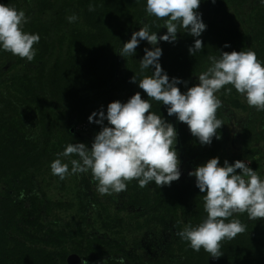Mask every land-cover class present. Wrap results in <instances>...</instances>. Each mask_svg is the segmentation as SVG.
<instances>
[{
	"label": "rangeland",
	"instance_id": "1",
	"mask_svg": "<svg viewBox=\"0 0 264 264\" xmlns=\"http://www.w3.org/2000/svg\"><path fill=\"white\" fill-rule=\"evenodd\" d=\"M11 1L10 6L22 9L28 17V22L24 25L26 31L34 33L32 28L27 26L31 22H40L46 27L52 24L54 29L41 37L48 44L45 59H40L37 55L38 52L43 51L40 40L38 44L34 45L37 51L31 62L3 51L4 53L0 57V90L16 92L15 88L13 89L10 85L11 78L23 75L28 77L27 83L33 84V91L35 90L38 94L45 92L48 95L49 82H51L48 71L51 66L58 60L68 59L71 54H85L87 48L90 47L86 40L79 39L75 43L70 41L72 32L88 31L89 29L84 13L81 11L82 8L80 9L78 6L79 0ZM131 9L130 12L133 13L136 7ZM253 10L258 12L262 10L264 13V4H261L260 0H251L239 5L230 4L225 12H221L216 17L211 16L210 20L214 25L237 27L248 32L247 38L243 42H238V48L245 51L251 49L256 53L257 59L264 61V29L260 28L261 25L256 27L258 23L251 19ZM73 13L77 15L78 20L69 23L67 17ZM145 20L144 16L137 25H143ZM139 28L140 26L130 28L120 42L114 41L107 49L111 60L114 61V64L108 65L112 68L115 67V80L107 86L108 93L101 94L104 87L79 94L78 99L89 103L87 108L91 111L90 114L100 109L101 106L105 111L107 110L106 104H109V100L105 98L116 92L109 87L125 70L127 61L139 63L143 57L136 52L127 58L117 53L120 46L127 42L132 33L138 31ZM33 29L38 30L36 25L33 26ZM188 45H191L190 41ZM146 47L151 48L152 45L146 44ZM213 55L219 56L220 53L215 52ZM208 64L209 61L206 59L201 69L192 73L190 79L193 84L198 83V74L205 70ZM41 68L45 69L47 77L41 76ZM216 95L222 100V106L217 110L216 115L224 124L220 129H217L220 139L214 137L211 144L200 145L197 138L190 133L186 123L177 121L175 115L170 117L169 121L174 124L178 132L177 148L182 174L170 186L157 187L151 183L144 187L143 189L150 194L152 199L155 197V190L160 191L157 202L147 207L136 205L129 199L130 193L134 192L131 185L137 182L135 179L127 182L126 191L101 196L89 173L70 174L63 180L52 175L50 163L57 158V153L62 152L69 143L84 142L91 147L95 134L102 127L94 122H89L90 114L84 119L78 117L80 111L78 113H74V111L72 117H68L69 114L64 109L65 107L62 104H57V116H63V120L60 121L57 118L55 121L53 119L54 126L51 132L56 137H53L52 141L55 143L50 147L55 154L54 159L44 162V165L37 169L30 168V175L25 187L16 196L17 200L20 199V202L28 208L21 214V219L17 220L18 230L11 231L12 237H17L30 247L38 246L45 250V258L51 251L56 264H64L60 260V248L48 243H31V234H39L40 232L37 230L43 231L44 229H62L67 232L63 242L68 252L67 264H70L68 259L72 254L77 256L73 264H82V260H86L87 264H96L97 260L101 258L115 260L118 264L119 257H124L126 264H153L157 258L167 260L174 258L175 253H178L177 247L173 243V239L177 236L176 232L187 224L196 226L207 215L200 207L199 211L195 203L198 197L195 196L185 208L177 210L176 213L171 211L170 200L167 199L168 193L172 194L177 190L176 188L183 186L199 191L195 184V177L189 176V171L205 163L208 159L218 156L221 164L225 159L229 163H234L237 159L244 160L264 178V111H257L248 106L244 97L235 89L231 93H227L222 88ZM120 101L122 102V100ZM63 111L65 113H62ZM25 122L29 127L27 131L31 135L38 134L40 137H45L44 128H36L35 122ZM64 159L67 160V158ZM10 182L11 180L9 182L2 180L0 190L16 191V188L12 187L14 183L10 184ZM140 189L138 190L142 192ZM21 193L24 194L22 199L20 198ZM35 193L44 199L43 203H33L31 195ZM199 202H203V198H199ZM197 217L200 219L199 221H197ZM233 218L246 224V230L242 234L254 237V241L260 247V253L253 255L249 264H264V218H259L256 221L248 220L246 213L236 214ZM13 256L15 257L16 254Z\"/></svg>",
	"mask_w": 264,
	"mask_h": 264
},
{
	"label": "clouds",
	"instance_id": "2",
	"mask_svg": "<svg viewBox=\"0 0 264 264\" xmlns=\"http://www.w3.org/2000/svg\"><path fill=\"white\" fill-rule=\"evenodd\" d=\"M200 3L201 0H146V13L161 20L160 27H166L167 31L158 36L145 24L132 33L117 53L127 58L133 56L141 41L153 45L144 49L139 60L140 73L135 72L130 82L138 83L148 98L165 105L168 116L175 115L177 121L186 123L200 145H208L214 137L220 139L217 129L224 124L216 115L222 106L216 94L222 88L227 93L235 89L248 106L264 111V61L257 59L251 49L221 51L219 56L208 57L209 64L198 74V83L193 86L187 87L188 81L180 77L170 78L160 63L159 42H175L178 33L186 32L196 37L189 46V54L195 56L202 50L204 43L199 37L207 25L198 11ZM260 3L264 4V0ZM89 10H93L92 5ZM67 20L74 23L78 17L73 13ZM27 22L22 9L0 3V51L31 62L40 36L24 29ZM229 46L228 42L224 45ZM149 68L151 75H141ZM182 83L186 91L179 87ZM151 107L149 99L142 98L138 91L126 102H110L106 111L103 106L93 111L89 122L102 127L91 147L84 142L67 144L50 163L52 175L63 180L70 174L89 173L101 196L126 191L127 182L133 179L140 188L151 183L157 187L170 186L182 174L178 132L172 122L150 111ZM188 175L195 177L196 187L204 194L203 208L207 215L196 226L185 225L176 235L193 251L203 249L210 257L218 258L222 255L221 242L230 241L246 230V224L233 218L236 214L246 213L248 220L264 218V178L244 160L229 163L225 159L221 164L218 156ZM23 195L20 194L21 199ZM82 264L87 261L82 260ZM118 264H126L125 258L119 257Z\"/></svg>",
	"mask_w": 264,
	"mask_h": 264
},
{
	"label": "trees",
	"instance_id": "3",
	"mask_svg": "<svg viewBox=\"0 0 264 264\" xmlns=\"http://www.w3.org/2000/svg\"><path fill=\"white\" fill-rule=\"evenodd\" d=\"M247 1L251 0H215L214 3L213 0H201L198 11L202 14V19L207 25L205 31L199 37L204 43L203 49L198 51L195 56L190 55L188 42L190 41L192 45L196 37L190 36L186 32L178 33V39L175 42L169 43L162 40L159 42V46L162 48V55L159 58L160 63L169 77H180L182 80L188 81L187 87H191L194 85L190 79L192 73L199 71L210 55L221 51L242 50L238 48V42H243L247 38L248 32L237 27L229 28L226 27L227 25L225 27L214 25L210 18L225 12L230 4L236 3V5H239ZM0 3L11 5L12 1L0 0ZM89 5L93 6L92 11L89 10ZM78 6L80 9L82 8L81 11L84 13L86 25L89 26V29L88 31L78 30L75 33L72 32L70 41L75 43L79 39L86 40L90 47L87 48L85 54H71L68 59L58 60L51 66L48 71V76H51L49 94L46 95L45 92L38 94L35 90L33 91V84L31 82L27 83L28 77L23 75L11 78L10 85L13 89L15 88L16 92L0 90V182L11 180L10 184L14 183L13 189L16 188V191L0 190V194H3V196H0V264H40L41 261L42 264H56L51 251L45 258V250L40 249L38 246L30 247L17 237H12L11 234V231L18 230L17 220L21 219V214L28 208L20 202V199L17 200L16 196L19 195L21 189H24L30 175V168L37 169L42 167L44 162L54 159L55 154L50 147L55 143L52 141L53 137H56L51 132L54 126L53 119L55 121L57 118L60 121L63 120V116H57L56 105L62 104L70 118L74 111V113L80 111L78 117L87 118L91 112L87 108L89 103L78 99L79 94L87 90L104 87L101 94H106L108 93L107 86L115 80V67L112 68L108 65L114 64L107 52L109 46L114 41L120 42L125 37L127 30L135 26L142 27L148 24L150 30L157 32L158 36L167 31L166 27H160L161 20L146 13V0H79ZM131 6L136 7L133 13L130 12L132 10ZM144 16L145 23L137 25ZM251 19L258 23L256 27L261 25L260 28L263 27L262 29H264V13L262 10L260 12L253 10ZM34 25L37 26V31L33 29ZM27 26L32 28L34 33L39 34L43 51L38 52L37 55L40 59H45L48 44L41 37L52 32L53 25L46 27L40 22H31ZM226 42L230 45L227 48L224 47ZM146 44H149L146 40L141 41L137 46L136 53L141 56L144 55ZM3 53V51H0V57ZM44 70L41 68V76L47 77ZM135 72L140 73L139 63L127 61L125 70L116 79V82L109 87V89L116 92L105 99L109 100V103L114 100L126 102L139 91L142 98L149 99L152 104L150 111L169 121L172 116L167 115L166 106L161 102L148 98L146 93L139 88L138 83L130 82V77ZM151 74L152 70L149 68L144 70L141 75ZM179 87L182 91H186V86L183 83ZM82 103L84 104L82 105ZM62 113H65V111ZM25 121L35 122L37 124L36 128H44L46 131L45 137H40L38 134L31 135L27 131L29 127ZM134 184L131 185L134 192L130 193L129 196L131 202L144 207L157 202L160 191L155 190V197L152 199L145 189L141 188L142 192L138 190L140 187L137 182ZM176 189L172 194L168 193L167 197L168 201L170 200L169 204L173 213L185 208L194 196L198 197L195 203L199 211L200 208L204 211L203 202H199V198H203V193L188 186ZM31 199L34 204H41L44 201L38 193L31 195ZM199 220L197 217V221ZM44 230H37L40 232L39 234H31V243H48L54 247H59L60 260L67 264L66 256L68 252L63 244L67 232L62 229ZM173 240L178 250L174 258H171V260L157 258L153 264H249V260L252 261V256L260 253V247L254 241V237L242 233L230 241L221 242L220 252L222 255L218 258L210 257V254L203 249L199 252L193 251L188 243L178 236ZM14 254H16L15 257ZM96 264H116V261L101 258L97 260Z\"/></svg>",
	"mask_w": 264,
	"mask_h": 264
},
{
	"label": "water",
	"instance_id": "4",
	"mask_svg": "<svg viewBox=\"0 0 264 264\" xmlns=\"http://www.w3.org/2000/svg\"><path fill=\"white\" fill-rule=\"evenodd\" d=\"M77 259V256L75 255V254H72V255H70V257H69V259H68V262L70 263V264H73V263H75V260Z\"/></svg>",
	"mask_w": 264,
	"mask_h": 264
}]
</instances>
